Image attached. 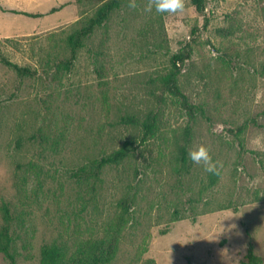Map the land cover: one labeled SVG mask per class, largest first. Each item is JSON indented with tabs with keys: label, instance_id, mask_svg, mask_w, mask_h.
I'll use <instances>...</instances> for the list:
<instances>
[{
	"label": "rangeland",
	"instance_id": "rangeland-1",
	"mask_svg": "<svg viewBox=\"0 0 264 264\" xmlns=\"http://www.w3.org/2000/svg\"><path fill=\"white\" fill-rule=\"evenodd\" d=\"M108 1L0 0V53L34 72L0 60V237L17 264H40L46 245L57 264H224L225 250L249 264L251 246L264 264V0H206L203 13L191 0L177 13L121 0L58 69L68 37ZM187 43L179 85L205 109L193 121L155 82ZM246 122L239 140L231 130ZM188 127L189 151L206 146L219 175L181 165ZM128 142L98 179L75 175Z\"/></svg>",
	"mask_w": 264,
	"mask_h": 264
},
{
	"label": "trees",
	"instance_id": "trees-1",
	"mask_svg": "<svg viewBox=\"0 0 264 264\" xmlns=\"http://www.w3.org/2000/svg\"><path fill=\"white\" fill-rule=\"evenodd\" d=\"M121 2V0H109L98 9L96 14L92 18H90L81 29L77 30L75 33L68 37L67 44L70 48L71 55L69 59L61 61L59 63V65L57 66L58 69L67 71L71 69L75 60L77 59L78 51L84 47V40L89 37L96 28L101 27L109 20L112 13H114L121 7ZM191 2L198 12L203 13L205 11L206 0H191ZM28 16L34 15L29 14ZM192 50L193 48L191 43H187L180 52L174 54L171 58L170 71L167 74L156 78L155 82H157V87L158 89H160V97L166 96V94H168L169 96L176 99V101L186 111L188 118L193 121L198 115L205 116V109L201 105L192 103L179 85V75L181 74L182 67L185 65L186 61L191 58ZM0 60L4 65L14 69L21 76L34 75V72H32L29 68L20 67L12 63L6 57L1 55V53ZM122 120L124 122L132 124L139 123V121L135 117H125ZM157 122L158 113L153 112L150 113L147 119L141 123L144 128V136L142 137L143 142L155 136L158 130ZM247 125L248 124L246 122L239 126L236 131L231 130V132H234L235 136L240 140V135L245 132ZM190 135L191 128L188 127L185 133V144L181 147L180 150V161L181 165L184 168H186L189 162V148L191 143ZM240 146L243 147L242 141H240ZM134 150L135 147L132 145V143L128 142L122 148L113 152L112 154L102 157L99 160L92 161L87 167H82L75 173V175L96 180L99 178L100 174L106 166L120 164L126 158H128ZM4 210L6 213V217L8 218V209L5 207ZM12 242L13 238L11 236L7 234L1 236L0 253L5 256L9 264H17L16 256L11 248ZM247 257L249 260V264H261V261L255 256L252 246L249 249ZM58 259L59 249L57 247L48 245L43 246L41 250L40 264H57Z\"/></svg>",
	"mask_w": 264,
	"mask_h": 264
},
{
	"label": "clouds",
	"instance_id": "clouds-1",
	"mask_svg": "<svg viewBox=\"0 0 264 264\" xmlns=\"http://www.w3.org/2000/svg\"><path fill=\"white\" fill-rule=\"evenodd\" d=\"M153 4L155 6V11L158 13H177L182 11L184 8L183 0H150L147 10L151 11ZM129 7H136L135 0H129ZM260 137L254 140V143H259ZM189 158L195 164H202L204 170L213 175H219L222 165L218 161H213L206 146L200 145L189 151ZM230 229H225L224 233L228 232ZM219 236L217 237V239ZM225 255L227 258H225ZM224 264H238L239 257L230 256L225 250L223 254Z\"/></svg>",
	"mask_w": 264,
	"mask_h": 264
}]
</instances>
